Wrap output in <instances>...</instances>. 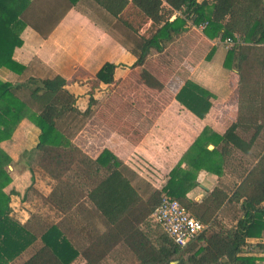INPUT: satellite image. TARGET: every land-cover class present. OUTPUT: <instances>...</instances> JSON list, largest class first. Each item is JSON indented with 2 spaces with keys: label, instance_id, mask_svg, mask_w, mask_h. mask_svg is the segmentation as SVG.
I'll use <instances>...</instances> for the list:
<instances>
[{
  "label": "crops",
  "instance_id": "1",
  "mask_svg": "<svg viewBox=\"0 0 264 264\" xmlns=\"http://www.w3.org/2000/svg\"><path fill=\"white\" fill-rule=\"evenodd\" d=\"M129 1L121 17L132 23L130 18H125L126 12L133 8L131 3L134 0ZM27 3L22 14L25 22L20 34L22 45L13 52V60L25 69L22 74H16L0 68V81L15 85L31 77L46 79L59 75L66 80L65 89L72 87L76 95L89 91L91 95L85 98L97 99L91 87L87 88L83 84V87L76 89L74 86L78 84H73V81L79 77H83V82L94 81L97 71L105 63L116 65L112 83L96 86L108 97L104 99L103 96L99 109L104 116L94 121L92 127L95 130L98 126L101 132L106 130L109 135L100 133L101 142L94 143L93 129L85 132L83 152L90 159L95 160L101 153H94V148L103 149L107 145V149L136 174L147 168L153 169L155 174L149 176L158 182L157 186L153 184L155 188L161 189L160 183L165 184L169 170L179 162L205 127L223 136L236 125L235 134L242 143L241 147H235L233 151L239 159L244 160L240 164L246 167L258 162L264 164V97L260 98L264 92V68L260 65L240 71L236 68V62H233L235 69L224 68L228 49L222 41L210 40L201 29L190 27L166 43L161 52L150 49L143 64L134 66L137 58L120 38L110 33V26L116 19L93 1L79 0L75 5H71L68 0H27ZM160 16L165 19L164 14ZM154 27L156 25L146 20V24L138 28V34L147 35ZM239 72L243 75L242 83ZM188 80L213 96L210 99L211 108L203 119L197 118L175 100L176 94ZM251 88L256 89L254 94L248 93ZM239 117L242 123H237ZM247 118L256 122L247 124ZM38 134V130L27 119H23L11 139L0 142V159L11 178L0 194L9 200V217L29 232L43 224L40 217L36 216L34 206L38 205L46 212L52 206L49 201L38 203L30 188L37 189L45 200L53 198L51 203L56 197L50 195V189L44 190L40 177L30 169L26 168L20 173L16 171L21 162L27 165L23 156L35 150ZM86 147L89 151H86ZM207 148L213 150L214 146L208 143ZM223 172V175L216 176L200 171L198 185L187 197L201 202L215 188L221 186L230 189L238 182L239 179L231 173V166L228 165ZM85 199H88L87 194ZM224 205L221 209L225 208ZM65 213L70 211L65 210L63 215ZM216 215L223 217L220 211ZM58 221L51 223L48 228L59 227ZM123 223L121 221L112 226L114 228ZM59 228L64 232L61 226ZM39 243L36 241L30 245L19 257L26 260L34 246H42L40 239ZM263 249L264 237L253 238L246 240L243 252L264 262ZM79 256L82 255L79 253ZM89 262L95 261L90 259Z\"/></svg>",
  "mask_w": 264,
  "mask_h": 264
},
{
  "label": "trees",
  "instance_id": "2",
  "mask_svg": "<svg viewBox=\"0 0 264 264\" xmlns=\"http://www.w3.org/2000/svg\"><path fill=\"white\" fill-rule=\"evenodd\" d=\"M68 1L71 5H75L79 0ZM91 1L133 34V46L127 47L137 58L134 66L143 64L150 49L161 52L166 43L172 41L175 36L190 27L198 28L204 25L202 32L208 39H219L222 43L227 39L234 42L227 50L223 62L224 68L235 69L233 62H236V68L240 71L253 68L256 64L264 68L263 0H134L131 3L132 7L139 11L141 18L150 20L156 25L146 33L147 35L142 36L138 34L139 25H134L121 17L130 4L129 0ZM27 4V0H0V68L16 74H22L25 69L13 60V52L22 45L20 34L25 25L22 14ZM162 14L164 20L160 16ZM173 15L176 16L170 21ZM115 68L116 65L105 63L97 71L95 80L87 83L91 86L100 83L111 84ZM238 75L242 83L243 75L240 72ZM66 84V80L59 75L46 79L31 77L15 85L0 81V142L11 139L19 122L27 119L39 132L36 151L51 152L52 150L47 147L53 148L49 146L53 144L60 147L63 140L56 141V136L60 134L57 122L73 109L69 101L73 96L66 91ZM23 91L28 95V101L20 98L19 93ZM255 92L254 88L248 91L250 94ZM212 97L209 91L188 80L176 94L175 100L197 118L203 119L211 108ZM261 97H264V92L261 93ZM239 118L237 123H242V118ZM255 122L252 118L246 119L247 124ZM235 129L236 125H233L223 136H220L205 127L179 162L169 170L161 190H155L143 182L148 186L145 192L148 195L146 198L132 184V177L136 178V174L120 165L110 151L101 152L95 160L90 158L85 160L97 173L100 170L106 173L87 193V198L108 225H115L121 221L129 222V217L133 213L131 210L139 206L142 207L139 212L142 216L138 220L145 218L159 206L163 196L178 201L202 223L208 224L211 220L208 227L184 247L175 244L162 231L165 238L158 248L151 251L152 255L143 259V264H257L259 262L257 258L244 254L243 249L246 240L264 237L262 206L264 164L258 162L255 165H247L245 162L247 167L240 164V161L244 160L239 159L233 148L241 147L242 141L235 134ZM208 143L214 146L213 150L207 148ZM3 164L0 159V191L11 181ZM228 165L231 166V173L239 179L234 186L230 189L219 186L201 202H195L187 197V194L198 185L197 176L200 171L221 176ZM63 199L62 197V200H59V204L65 202ZM8 201L7 196L1 193L0 264L13 261L36 242V237L32 233L9 217ZM66 204L67 202L63 203ZM223 205L224 210L228 208L231 210L232 207L236 212L231 225H224L222 219L219 220L220 216L216 215L223 209H220ZM137 234L138 232L135 236ZM142 241L140 240L139 243L141 244ZM40 242L42 246L36 249L34 246L33 252L22 264H72L79 257L78 249L58 226H51L44 231L40 236ZM200 242L202 246H199L191 256L183 258V255H180L179 258L174 259L183 251L194 250L195 243Z\"/></svg>",
  "mask_w": 264,
  "mask_h": 264
},
{
  "label": "rangeland",
  "instance_id": "3",
  "mask_svg": "<svg viewBox=\"0 0 264 264\" xmlns=\"http://www.w3.org/2000/svg\"><path fill=\"white\" fill-rule=\"evenodd\" d=\"M138 12L139 11L133 7L132 10L126 12L127 16L125 18H130L132 23L142 27V25L146 24V20L142 19ZM126 29L127 28H124L121 23L114 21L110 26V33L120 38L122 43L131 48L133 46L132 41L134 40L132 37L133 34ZM79 79L73 81V84H78V86L75 85L74 88L78 89V87H83V84H85L87 88L91 87L92 91H95L94 96L97 99H93L92 97L85 98L87 95H91L89 91L76 95L73 93L72 87L66 89V91L70 90L69 92H72L69 94H71L73 98H70L69 101L73 109L57 122L60 134L56 136V141L59 142L63 140V144L60 145V147L55 144L49 145L53 146V148L47 147V149L52 150L51 152L48 150L29 151L23 156V160L27 165L24 166L21 162L20 165L16 167V171H19V173L26 168L30 169L32 173H36L40 177L44 190L50 189V195H56L54 200V203H56L54 204L50 202L53 201V198L48 197L45 200L37 189L30 188L31 191L34 192L33 195L38 200V203L49 201V203L55 207L49 206L46 212L42 207L38 205L34 206L35 212L37 211L35 214L40 217L43 224L38 225V228L30 233L35 237L38 236V240L36 241L40 244L39 239L41 234L46 231V228H48L51 223H55L58 219L59 227L61 226L65 236L82 255L72 262V264H143V259L152 255L151 251L154 250V248H158L160 242L165 238L162 230L152 221V217L150 218L151 214L145 218L143 217V220H138L139 217L142 216L141 213L139 214L142 207L139 206L135 210H131L133 213L129 217L130 221L126 222L127 225L124 223L119 226H114L113 228L112 225H108L105 220L98 215L91 201L85 199L86 194L106 175L103 170L97 173L95 169H92V166L85 161L89 158L83 152V143L86 141L85 132L93 129L92 134L94 143L101 142L100 133H104V135H109V133L106 130L101 132L102 130L98 126L95 127V130L92 127L94 121H99L101 115L104 116L99 109L105 94L101 93L103 91L100 88L98 89L96 86H91L87 82H83V77H79ZM19 96L24 101L28 100V95L25 91L20 92ZM107 97L108 94H106L104 99ZM60 136L62 137L59 138ZM85 149L89 151L87 147ZM94 150V153L98 151L103 152L105 150L110 151L107 149V145L103 147V149L97 147L94 148ZM111 153L116 157L113 152ZM91 156H93L92 153ZM116 159L120 165L124 166L121 160L117 157ZM149 174H155L154 170L147 168L146 171L140 172L139 175L136 174V178L133 179L132 177L133 186L141 195L145 196V198L148 196L145 194L148 190L146 184L155 190H161L155 188L154 185L157 186L158 182L150 177ZM146 178L150 181L146 180ZM46 182H48V185H46ZM160 186L162 188L163 184L160 183ZM62 197L65 202L69 201L66 205H63L65 202L59 204V200H62ZM65 210H69L70 213H65L63 215ZM220 212L224 218L220 217L219 220L222 219L225 222L224 225H231L233 222L232 218L234 214H236L232 207L231 210L230 208L225 210L223 208ZM209 223L205 225L208 226ZM137 232L138 234L135 236ZM144 239L146 240L142 241ZM140 240L142 241L141 244L139 243ZM195 246L196 248L194 250L190 252L183 251L177 254L174 259L179 258L180 255H183V258L191 256L199 246H202V242L195 243ZM38 247H40V245L36 246L35 249ZM32 252L33 250L28 252L26 257ZM90 259H93L95 262L90 263ZM24 261L25 260L21 257H18L12 263H10V261L7 264H22Z\"/></svg>",
  "mask_w": 264,
  "mask_h": 264
},
{
  "label": "built area",
  "instance_id": "4",
  "mask_svg": "<svg viewBox=\"0 0 264 264\" xmlns=\"http://www.w3.org/2000/svg\"><path fill=\"white\" fill-rule=\"evenodd\" d=\"M264 7V0H263ZM204 25L198 27L203 29ZM238 41V40H237ZM226 49L234 44L232 40L223 42ZM152 221L178 246L184 247L197 238L208 226L193 217L178 201L162 197L159 206L151 213ZM264 253V249H263ZM264 264V262H257Z\"/></svg>",
  "mask_w": 264,
  "mask_h": 264
}]
</instances>
